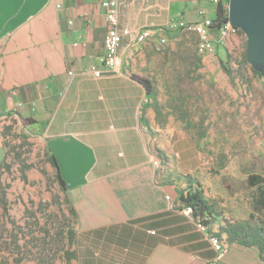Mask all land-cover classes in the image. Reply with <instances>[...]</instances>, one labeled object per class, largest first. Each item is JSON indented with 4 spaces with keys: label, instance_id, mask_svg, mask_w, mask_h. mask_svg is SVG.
Masks as SVG:
<instances>
[{
    "label": "crops",
    "instance_id": "1",
    "mask_svg": "<svg viewBox=\"0 0 264 264\" xmlns=\"http://www.w3.org/2000/svg\"><path fill=\"white\" fill-rule=\"evenodd\" d=\"M228 1L120 0L119 70L96 77L107 34L99 3L0 0V128L10 119L35 121L21 127L56 157L79 238L100 251V264H264L257 248L236 244L215 263L209 235L224 223L206 228L185 214V150L171 142L179 133L158 124L132 71L147 41L182 24L215 20ZM147 29L153 34L142 43ZM252 217L264 224L254 212L243 220Z\"/></svg>",
    "mask_w": 264,
    "mask_h": 264
},
{
    "label": "rangeland",
    "instance_id": "2",
    "mask_svg": "<svg viewBox=\"0 0 264 264\" xmlns=\"http://www.w3.org/2000/svg\"><path fill=\"white\" fill-rule=\"evenodd\" d=\"M168 32L166 42L161 35L142 45L132 71L154 84L158 124L179 133L171 142L185 150V179L202 186L224 226L251 212L264 221V182L249 185L251 175L264 179V71L257 76L253 62L245 60L246 34L239 29L220 37L212 31L204 40L187 23ZM203 43L209 47L202 50ZM7 126L12 130L3 142L8 156L0 197L6 190L7 203L4 207L0 201V264H16L17 259H22L19 264H100L99 250L89 248L78 232L77 239L70 238L76 217L45 147L17 119L1 128ZM17 154L35 166L27 171V183L20 178L24 166L14 159ZM217 234L210 236L227 242ZM72 252L81 260L69 259Z\"/></svg>",
    "mask_w": 264,
    "mask_h": 264
},
{
    "label": "trees",
    "instance_id": "3",
    "mask_svg": "<svg viewBox=\"0 0 264 264\" xmlns=\"http://www.w3.org/2000/svg\"><path fill=\"white\" fill-rule=\"evenodd\" d=\"M230 1L231 0H229L228 3L225 5L220 4L218 7L217 17L215 20H213V25L211 28L212 31H214L215 33H218L224 25L230 22L229 21ZM168 33L169 32H166L165 35L168 36ZM246 59H247V55L245 56V60ZM222 68L224 69V71H226V73L229 76H231V74L228 72V70H226V68L223 65H222ZM253 71L257 76L259 77L263 76L255 68H253ZM133 78L145 87L148 96L153 101V107L156 111L157 119L159 120V117L161 116V112H160V106L158 104L157 92L154 87V84L149 79L142 78L138 75H133ZM21 122L24 127L35 123V121L32 119H22ZM15 123L16 122H14V124ZM187 125H189V123ZM11 127L12 126H7L4 130L0 128V138L3 137L4 139H7V137L11 133V130H12ZM5 145L7 147V140L5 142ZM7 156H8V152L6 150L4 154V158L0 163V188L2 187V176L5 172L4 165L7 162ZM14 159H19L22 162L24 167L20 168V173H21L20 178L23 182L27 183L28 182L27 171L35 168V166L33 164H26L22 160L21 154H17ZM48 159H49L51 166L56 170V179L59 183L61 190L66 196V193L68 190L67 183L65 179L63 178V175L60 170V166L56 160V157L52 155L51 157L48 156ZM10 169L11 167L8 166V170L6 171H10ZM189 180L190 178H188V181ZM262 182H264V179H260L259 177L254 176V175L249 176V185L252 187ZM189 185H190V189L180 194V201L182 202L183 207L185 209L192 210V215L197 220L199 225H201L202 227L208 228L213 221H216L217 218H219V215L215 212L214 205L211 204L205 198L204 192L202 190V186L198 182H190ZM66 199H67V196H66ZM0 201H1L2 206L5 207L7 203L6 190L3 191V193H1ZM67 202L69 203L68 199H67ZM71 212L76 217V213L72 207H71ZM252 219L253 218H250L249 220L229 222L221 228L220 233H218L217 235L222 236L223 234H225L227 237V242L230 245L236 244L238 246L245 247V248H253V247L257 248L260 259L264 261V224L262 225L256 224L252 221ZM77 235H78L77 230L75 232L70 231L71 240L75 238L77 239ZM14 243H17V241H14ZM68 258L78 259V256L75 252H72V253H68ZM21 261L22 259H17L16 264H19Z\"/></svg>",
    "mask_w": 264,
    "mask_h": 264
},
{
    "label": "built area",
    "instance_id": "4",
    "mask_svg": "<svg viewBox=\"0 0 264 264\" xmlns=\"http://www.w3.org/2000/svg\"><path fill=\"white\" fill-rule=\"evenodd\" d=\"M55 1V0H52ZM99 3L105 10V18L107 23V34L104 41L105 55L103 57V70H96V77H101L104 74L115 73L119 70L120 56L119 50L122 42V36L119 31V4L120 0H94ZM57 7L60 9L62 5L57 3ZM184 24H182L183 26ZM213 21L211 19L204 18L198 24H187L188 29L197 31L204 40L207 39L209 33L212 32ZM180 26V27H182ZM239 28L234 27L230 22L224 25L221 30L217 33L220 37H224L229 33L237 34ZM153 34L152 30H144L140 36L139 41H147ZM163 42H166L167 36L163 35ZM208 45V44H207ZM205 44H202V50L205 49ZM186 215H192L190 209H185ZM209 241L216 252L215 263H220L230 252L231 245L225 242L223 239H214V236L209 235Z\"/></svg>",
    "mask_w": 264,
    "mask_h": 264
},
{
    "label": "water",
    "instance_id": "5",
    "mask_svg": "<svg viewBox=\"0 0 264 264\" xmlns=\"http://www.w3.org/2000/svg\"><path fill=\"white\" fill-rule=\"evenodd\" d=\"M229 21L246 34L253 68L264 71V0H231Z\"/></svg>",
    "mask_w": 264,
    "mask_h": 264
},
{
    "label": "bare ground",
    "instance_id": "6",
    "mask_svg": "<svg viewBox=\"0 0 264 264\" xmlns=\"http://www.w3.org/2000/svg\"><path fill=\"white\" fill-rule=\"evenodd\" d=\"M213 236V235H212ZM216 237H214V239H215ZM218 239V238H217Z\"/></svg>",
    "mask_w": 264,
    "mask_h": 264
}]
</instances>
